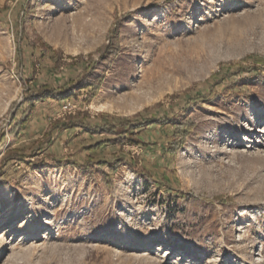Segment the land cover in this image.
Segmentation results:
<instances>
[{"label": "rangeland", "instance_id": "1", "mask_svg": "<svg viewBox=\"0 0 264 264\" xmlns=\"http://www.w3.org/2000/svg\"><path fill=\"white\" fill-rule=\"evenodd\" d=\"M86 61L100 83L74 102L92 119L195 126L175 152L173 122L142 130L144 145L122 146L137 170L97 163L117 146L88 160L109 135L78 129L37 151L58 164L8 163L0 264H264V0H0V131L23 118L28 87L75 81ZM36 105L0 156L44 141L60 103Z\"/></svg>", "mask_w": 264, "mask_h": 264}, {"label": "trees", "instance_id": "2", "mask_svg": "<svg viewBox=\"0 0 264 264\" xmlns=\"http://www.w3.org/2000/svg\"><path fill=\"white\" fill-rule=\"evenodd\" d=\"M118 48V43L114 41L110 45H107L104 48L102 53V58L107 59L110 56L114 55L115 51ZM57 60H55V63ZM85 66L77 74V78H69L67 82L63 85H53L49 83H44L36 85L35 87H28L26 94L23 97L22 103L19 106L22 107L23 103H26V109H23L22 114L23 118L16 120L14 125L10 128L11 133L19 135L20 130L23 125L27 123L30 114L34 106L43 101H56L60 104L64 101L71 100L76 101L80 96V93L85 90V88H90L92 90L91 94L98 88L100 80L94 82H86L85 77L90 68L93 65V61H86ZM239 70L244 72H255V68H243L238 66ZM88 101V97H87ZM15 120V116L12 118V121ZM170 121L166 115L161 117H140L139 114H136L134 117H120L114 118L110 114L102 113L98 117L91 118L89 113L85 109H76L73 114H66L62 117H57L51 122L50 128L43 133L44 141L37 143V149L31 152H26L21 147H10L7 146L6 149L0 156V175L4 172V169L8 163H25L28 166L34 167L37 164V168H43L45 166L46 158H53L54 161L58 164L61 162V158H54L50 153L43 152L41 157H38V150L42 149L43 145L47 143L52 133L57 130H72L78 129L79 132L88 135L89 137L99 136L101 134L109 135L98 139L97 141L84 146L88 154V160H91L93 155L92 152L100 149L103 146H109L114 148V146L120 147L119 150L112 151V156L110 160L99 159L98 164L106 166L109 170L114 171L120 163L125 162L137 170L135 162L127 158V155L122 153V146L126 143L128 144H143L144 140L140 137L142 130L149 128L153 125H163ZM174 139L169 142L168 151L175 152L176 148L180 146L186 136L194 128L195 124L192 120H186L183 122H174ZM4 131H0V144L3 138L6 136ZM135 160V156H132ZM147 174V173H146ZM106 175H110L109 172Z\"/></svg>", "mask_w": 264, "mask_h": 264}, {"label": "built area", "instance_id": "3", "mask_svg": "<svg viewBox=\"0 0 264 264\" xmlns=\"http://www.w3.org/2000/svg\"><path fill=\"white\" fill-rule=\"evenodd\" d=\"M77 109V105L74 101L67 100L60 104V115L58 117H62L66 114H73Z\"/></svg>", "mask_w": 264, "mask_h": 264}, {"label": "crops", "instance_id": "4", "mask_svg": "<svg viewBox=\"0 0 264 264\" xmlns=\"http://www.w3.org/2000/svg\"><path fill=\"white\" fill-rule=\"evenodd\" d=\"M41 103L39 102L37 105H39V107L37 106V110H39L40 108H42V110H44V108H46L47 106H49V104H52V101H46V104L43 106V105H40ZM154 126V125H153ZM160 126H163V125H159ZM152 127V126H151ZM149 129V128H148ZM148 131V130H147ZM141 134V133H140ZM141 136V135H140ZM142 138V137H141ZM109 147V146H108ZM106 160H109L108 158H105Z\"/></svg>", "mask_w": 264, "mask_h": 264}, {"label": "bare ground", "instance_id": "5", "mask_svg": "<svg viewBox=\"0 0 264 264\" xmlns=\"http://www.w3.org/2000/svg\"><path fill=\"white\" fill-rule=\"evenodd\" d=\"M96 105V104H95ZM99 109H110V110H112L113 109V107L111 106V105H107V104H105V103H101L100 104V102L98 103V105H96Z\"/></svg>", "mask_w": 264, "mask_h": 264}]
</instances>
